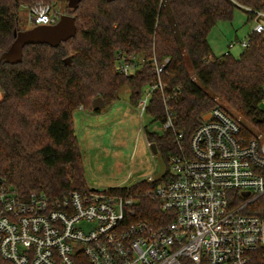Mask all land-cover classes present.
Returning <instances> with one entry per match:
<instances>
[{
  "label": "trees",
  "instance_id": "obj_1",
  "mask_svg": "<svg viewBox=\"0 0 264 264\" xmlns=\"http://www.w3.org/2000/svg\"><path fill=\"white\" fill-rule=\"evenodd\" d=\"M52 1L61 0H0V187L52 199L87 192L73 112L99 113L93 100L101 98L106 108L124 86L136 108L144 89L157 82L155 66L164 67L163 89L151 93L146 115L162 126L171 114L172 126L159 134L145 129V137L167 171L155 184L141 180L110 189L136 201L137 220L161 217L159 200L146 193L168 177L178 144L186 148L212 110L237 113L246 139L264 135V30L248 35L249 45L237 58L215 56L207 40L214 25L231 21L236 10L249 20L264 14V0H78L65 14L74 17L73 36L57 44H25L18 58L7 60L24 32L18 31L20 13ZM121 53L142 59L132 76L115 71ZM249 212L264 217V196Z\"/></svg>",
  "mask_w": 264,
  "mask_h": 264
},
{
  "label": "built area",
  "instance_id": "obj_2",
  "mask_svg": "<svg viewBox=\"0 0 264 264\" xmlns=\"http://www.w3.org/2000/svg\"><path fill=\"white\" fill-rule=\"evenodd\" d=\"M25 11L34 28L55 23L48 5ZM263 30L257 23L252 32ZM240 44L246 49L249 41ZM115 61L124 77L138 69L122 53ZM152 68L157 82L138 101L140 118L151 93L163 89L164 67ZM171 126L169 114L161 129ZM168 164V177L146 193L159 200L161 217L152 223L137 220L136 201L113 188L52 199L3 184L0 264H264V217L249 212L264 196V135L246 139L240 120L214 109Z\"/></svg>",
  "mask_w": 264,
  "mask_h": 264
},
{
  "label": "rangeland",
  "instance_id": "obj_3",
  "mask_svg": "<svg viewBox=\"0 0 264 264\" xmlns=\"http://www.w3.org/2000/svg\"><path fill=\"white\" fill-rule=\"evenodd\" d=\"M39 3L50 6L52 17L57 20L70 8L67 0ZM28 19L26 11L20 13L18 31L29 32L34 29ZM257 23L264 26V14L249 20L240 10L234 11L231 21L217 22L207 36L214 55L230 53L237 58L243 50L240 43L248 40V35ZM131 60L135 61L137 67L142 63L138 56ZM149 90V87L145 88L144 93L147 94ZM129 92L126 86L122 87L118 92L119 98L97 114L80 108L72 114L84 166V179L90 189L129 187L149 176L157 180L167 171L161 156L152 153L145 137V129L159 134L162 132L161 126L152 123L146 114L139 117L130 104ZM260 107L264 109V101ZM229 116L239 120L234 111ZM244 124L247 123L244 121Z\"/></svg>",
  "mask_w": 264,
  "mask_h": 264
},
{
  "label": "water",
  "instance_id": "obj_4",
  "mask_svg": "<svg viewBox=\"0 0 264 264\" xmlns=\"http://www.w3.org/2000/svg\"><path fill=\"white\" fill-rule=\"evenodd\" d=\"M78 0H69V7H75ZM74 17L62 15L58 22L49 26H38L29 32H22L17 35V39L5 58L13 61L20 56L23 45L28 43H49L57 44L61 40L67 39L75 34ZM21 41V44L19 42ZM105 108V103L101 98H96L92 102V109L101 110ZM152 153H156L154 146H150Z\"/></svg>",
  "mask_w": 264,
  "mask_h": 264
},
{
  "label": "crops",
  "instance_id": "obj_5",
  "mask_svg": "<svg viewBox=\"0 0 264 264\" xmlns=\"http://www.w3.org/2000/svg\"><path fill=\"white\" fill-rule=\"evenodd\" d=\"M81 151V150H80Z\"/></svg>",
  "mask_w": 264,
  "mask_h": 264
}]
</instances>
